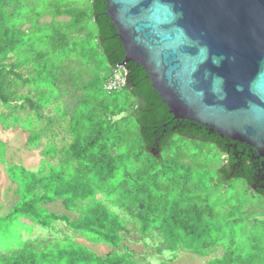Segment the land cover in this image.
I'll return each mask as SVG.
<instances>
[{
	"label": "trees",
	"instance_id": "obj_1",
	"mask_svg": "<svg viewBox=\"0 0 264 264\" xmlns=\"http://www.w3.org/2000/svg\"><path fill=\"white\" fill-rule=\"evenodd\" d=\"M89 3L91 19L97 26L96 45L105 57L109 71L102 78L93 75L87 79L83 88L88 91L81 101L86 108L80 116L75 111L77 103H73L75 109L70 114L66 110L62 112V116L69 115L68 127L72 138L69 150L74 164L49 165L47 171L42 166L36 172L19 165L7 168L8 176L17 184L19 198L7 214L0 215V243L10 241L15 236L18 247L1 253L0 264H133L127 260L125 253L99 256L70 240L58 241L57 245L50 243L42 248L32 247L18 232L19 227H29L20 218L28 219L31 225L43 227L62 219L89 241L116 247L122 240L120 232L125 231L124 221L95 198L98 193L108 197L134 219L142 234L156 232L166 248L173 250L180 243L195 253L206 254L221 240L212 233V225L205 221V215L213 214L208 200L188 194L186 183L171 195L172 187L157 180L158 172L167 174L166 169L155 172L147 180L141 177V169L126 171L118 176L121 163L127 157H138L145 152L154 159H160L162 150L169 146V139L173 135L200 139L214 144L225 156L224 163L217 171L220 182L241 179L252 191L264 197V159L258 157L256 150L247 144L221 137L210 127L188 119H176L151 86L148 74L136 62H128L124 67L125 84L121 88L128 93L125 104H119L115 99L105 103L103 98H99L94 92L99 91L98 85L103 87L104 80L124 60V48L106 14L105 1L89 0ZM76 7V13L58 10L57 16H66L63 13L67 12L72 15L68 21H72L75 15L79 16L76 17L79 20L85 16V12ZM10 53L6 50V44L0 43V102L10 107V102L20 98L15 93L30 84L35 86L36 104L40 107L43 105L42 90L37 85L46 77L44 71L48 62H43L42 72L37 69L35 73L37 64L31 66L25 58L21 60L17 56L15 63L5 64L4 58ZM46 54L38 53L37 57ZM81 55L73 57L70 54L69 57L73 58L67 61L65 68L71 65L72 60H81ZM87 60L86 66L95 65ZM21 67L28 69L25 77L14 71L16 68L23 69ZM9 73L15 74L17 79H9ZM71 96L72 93L67 96L68 99H73ZM24 99L37 107L28 95H24ZM90 99L95 101L89 102ZM110 105L114 106L110 108ZM0 117L5 125H9L11 120H21L14 113L9 119L6 114ZM131 127L136 131L134 138L133 132L129 131ZM38 138L39 134L32 132L27 136V143L33 145ZM2 147L0 141V152ZM53 150L45 152L49 155ZM178 159H184V155ZM55 199H61L67 210L76 209L83 202L87 204L81 208V215L71 221L43 206ZM222 244L225 246L222 256L209 260L207 264H264V248L258 243L239 244L231 239Z\"/></svg>",
	"mask_w": 264,
	"mask_h": 264
},
{
	"label": "rangeland",
	"instance_id": "obj_2",
	"mask_svg": "<svg viewBox=\"0 0 264 264\" xmlns=\"http://www.w3.org/2000/svg\"><path fill=\"white\" fill-rule=\"evenodd\" d=\"M76 6L85 12V16L79 20V16L75 15L72 21H68L72 15L67 12L63 13L66 16H57L58 10L74 12ZM96 34L97 26L91 19L89 0H0V43L6 44V50L11 52L4 58L5 64L15 63L17 56L21 60L25 58L31 66L37 64L36 73L37 69L43 71V62H48L47 70L44 71L46 77L37 85L42 90L40 95L43 102H40L43 105L38 107L35 86L30 84L15 93L20 98L10 102V107L0 102V115L6 114L9 119L14 113L21 118L19 122L11 120L9 125H5L0 117V141L3 143L0 152V215L7 214L19 198L17 184L7 174L9 166L19 165L36 172L42 166L47 171L49 165L74 164L69 150L72 141L68 127L69 115L62 116V112L66 110L70 114L76 107L75 111L80 116L86 108L81 101L88 91L83 88L87 79L93 75L102 78L109 71L108 63L96 45ZM38 53L47 54L37 57ZM70 54L82 57L81 60H72L66 69L67 61L71 60ZM87 59L95 65L86 66ZM21 68L14 71L25 77L28 69ZM8 77L17 79L13 73H9ZM97 88L99 91L94 93L103 98L105 103L113 99L119 104L127 102L128 93L122 88L114 91H107L99 85ZM71 93L73 99H68ZM24 95L37 103V107L27 103ZM73 103H77L75 107ZM113 106L110 105V108ZM130 129L134 138L135 128ZM32 132L39 134L33 145L27 143V136ZM169 143L162 150L160 159H154L146 152L138 157L132 155L125 158L118 176L126 171L141 169V177L147 180L155 172L166 169L167 174L158 172L157 180L172 187L171 195L176 194L186 183L188 194L207 199L213 214L205 215V221L212 225V233L221 239L208 253H195L180 243L173 250L166 248L156 232L142 234L138 223L102 193L96 194L95 198L124 221L125 231L120 232L122 240L118 246L89 241L62 219L43 227L31 225L28 219L20 218L22 223L29 225L28 228H18L21 238L36 248L70 240L99 256L125 253L127 260L133 264H207L209 260L222 256L225 251L222 243L231 239L239 244L258 243L264 248V197L252 191L241 179L224 183L218 180L217 171L224 163L225 156L214 144L179 135L170 137ZM136 148L135 152H138ZM51 149H54L53 152L46 154L45 151ZM181 155H184V159L179 160ZM86 204L83 202L78 208L67 210L61 199H55L43 206L73 221L81 215V208ZM17 247L14 236L12 240L0 243V254Z\"/></svg>",
	"mask_w": 264,
	"mask_h": 264
},
{
	"label": "water",
	"instance_id": "obj_3",
	"mask_svg": "<svg viewBox=\"0 0 264 264\" xmlns=\"http://www.w3.org/2000/svg\"><path fill=\"white\" fill-rule=\"evenodd\" d=\"M104 1L120 67L139 64L176 119L264 159V0Z\"/></svg>",
	"mask_w": 264,
	"mask_h": 264
},
{
	"label": "built area",
	"instance_id": "obj_4",
	"mask_svg": "<svg viewBox=\"0 0 264 264\" xmlns=\"http://www.w3.org/2000/svg\"><path fill=\"white\" fill-rule=\"evenodd\" d=\"M125 75V68L118 66L113 70V73L104 80L103 88L107 91H114L121 88L125 84Z\"/></svg>",
	"mask_w": 264,
	"mask_h": 264
},
{
	"label": "crops",
	"instance_id": "obj_5",
	"mask_svg": "<svg viewBox=\"0 0 264 264\" xmlns=\"http://www.w3.org/2000/svg\"><path fill=\"white\" fill-rule=\"evenodd\" d=\"M72 58H73V57H72ZM72 58H71V59H72ZM70 91H71V90H70Z\"/></svg>",
	"mask_w": 264,
	"mask_h": 264
}]
</instances>
